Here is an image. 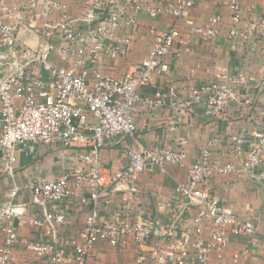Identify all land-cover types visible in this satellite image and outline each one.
I'll list each match as a JSON object with an SVG mask.
<instances>
[{
	"label": "built area",
	"instance_id": "2783aa9c",
	"mask_svg": "<svg viewBox=\"0 0 264 264\" xmlns=\"http://www.w3.org/2000/svg\"><path fill=\"white\" fill-rule=\"evenodd\" d=\"M198 2L168 0L157 5L155 0H85L83 12L73 16L68 0H0V151L5 171L14 175L17 148L37 144L61 143L74 150L78 161L56 180L36 178L29 185V201L17 200L20 190L15 188L0 202V264H15L14 251L20 244L49 264H64L69 258L76 264H91L98 242L118 246L129 237L139 244L152 238L156 225L133 213L140 197L137 182L156 169L164 172L168 165L183 166L188 141L183 138L176 146L156 144L145 150L130 148L124 155L126 164L109 174L102 164V152L108 144L135 134L142 105L151 110L169 107L183 116L203 107L208 116L216 117L237 99V89L226 83V70L221 66H215V79L192 88L186 97L175 86L150 96L140 94L141 88L153 84L154 74L167 56L179 47L189 50L193 36L204 41L219 36L221 15L197 24ZM227 6L235 24L241 23L240 3L235 0ZM140 12L151 17L168 14L176 23L167 31L151 29L153 48L137 69L118 78L103 75L96 69L101 58L127 56L132 42L131 37L116 39L112 28H131ZM13 17L16 23L9 21ZM23 18L31 30L47 38L40 48L19 45V33L26 23ZM261 26L264 32V21ZM245 36L238 27L229 34L230 39ZM54 54L69 64H55ZM179 123L180 119H173L164 127L173 131ZM248 143L242 135L231 141L232 152L240 157L244 154L241 166L222 162L211 150L202 151L187 181L177 186L184 207L195 209L196 215L193 227L185 228V236L174 237L173 264H209L214 255L226 250L232 236L252 239L256 235L254 222L229 212L213 191L216 176L235 173L264 178V127L255 146ZM116 194H123L118 212L104 218L102 207L111 204ZM75 203L90 206L86 224L78 239L60 242L67 209ZM24 224L45 231L52 241L21 239L19 226ZM171 230L160 227L165 235H171ZM261 242L264 245V234ZM237 258L236 254L234 260Z\"/></svg>",
	"mask_w": 264,
	"mask_h": 264
},
{
	"label": "crops",
	"instance_id": "0c3cea01",
	"mask_svg": "<svg viewBox=\"0 0 264 264\" xmlns=\"http://www.w3.org/2000/svg\"><path fill=\"white\" fill-rule=\"evenodd\" d=\"M167 1L155 0V3L160 5ZM231 1L235 0H199L194 12L197 24L203 25L213 16L221 15L219 36L209 41L193 36L189 50L179 47L167 56L154 74L153 84L141 88L140 94L150 96L161 88L175 86L180 95L186 97L192 88L215 79V66H221L226 70V83L237 89V99L216 117L208 116L203 107H197L193 114L186 116L178 115L169 107L157 110L143 105L140 107L135 134L104 148L102 164L108 170L106 173L119 170L126 164L124 155L130 148L145 150L156 144L163 147L166 143L176 146L183 138L188 141L187 158L181 167L168 165L164 172L156 169L153 173L143 174L137 182L140 197L133 213L143 221L156 225L152 238L145 244L137 243L132 237L118 246L98 242L92 250L91 264H173L174 237L183 238L185 228L193 227L196 215L195 209L184 207V201L176 194L177 186L187 181L189 170L202 151L211 150L222 162H235L241 166L244 154L240 157L232 152V138L242 135L248 139V146H255L256 138L264 127V32L261 28L264 0H236L243 9V21L238 25L227 6ZM84 3L85 0H68L67 8L73 16H79L84 10ZM23 19L26 23L19 33V45L40 48L47 38L31 30L27 18ZM16 20V17L9 19L13 23ZM175 23L174 17L168 14L159 17L142 12L136 14L131 28H112L116 39L131 37L127 56L102 57L96 69L105 76L115 78L137 69L153 48L151 29L167 31ZM252 25H256L257 29L252 30ZM42 26V21H39L38 27ZM234 27L243 31L245 38L230 39V31ZM54 55L55 64H69V61L62 62L57 54ZM173 119H180V123L170 131L164 126ZM247 145L245 148H248ZM16 156L15 173L10 175L5 171L0 151V202L6 201L15 188L20 190L17 200L29 201V185L36 178L56 180L65 170L76 167L78 162L74 150L61 143L49 147L42 144L19 147ZM213 191L229 212L253 221L257 232L252 239L232 236L226 250L221 255H214L209 264H264V245L261 242L264 234V178L255 179L248 174L240 177L235 173L216 176ZM122 198L123 194L114 195L111 204L103 205L102 216L111 218L118 212L117 206ZM89 211L90 206L79 203L69 206L67 221L59 230L60 242L66 238H79ZM161 226L172 228V234L161 233ZM19 235L21 239L52 241L51 235L36 230L30 224L20 225ZM68 251L71 255L72 248L69 247ZM14 254L15 264H49L48 260L26 250L23 244L16 247ZM236 254L238 258L234 260ZM64 264L76 263L69 258Z\"/></svg>",
	"mask_w": 264,
	"mask_h": 264
}]
</instances>
